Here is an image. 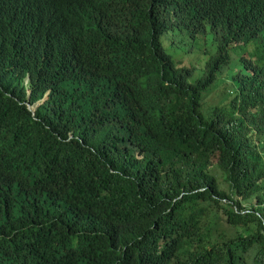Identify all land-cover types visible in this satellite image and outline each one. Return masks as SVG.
Returning a JSON list of instances; mask_svg holds the SVG:
<instances>
[{
  "label": "trees",
  "instance_id": "obj_1",
  "mask_svg": "<svg viewBox=\"0 0 264 264\" xmlns=\"http://www.w3.org/2000/svg\"><path fill=\"white\" fill-rule=\"evenodd\" d=\"M0 264H264V0H0Z\"/></svg>",
  "mask_w": 264,
  "mask_h": 264
},
{
  "label": "rangeland",
  "instance_id": "obj_2",
  "mask_svg": "<svg viewBox=\"0 0 264 264\" xmlns=\"http://www.w3.org/2000/svg\"><path fill=\"white\" fill-rule=\"evenodd\" d=\"M218 38V39H217ZM222 46L221 39L219 34L214 33L212 35H208L201 43L194 44L189 38H186L183 41H180L176 47L165 46V52L170 55L175 63L181 61L182 65L191 66L192 68H196L197 71L194 74V77H201L202 73L200 72L201 65L205 62L204 57L202 55H177V50L184 54L182 51H186L192 47H202L206 52L208 57L215 55L218 49ZM239 53L240 51L237 50ZM225 83H229L227 79H224ZM42 101V100H41ZM40 102L35 104L34 106H28L30 111H33L34 107L39 105ZM134 153V151H133Z\"/></svg>",
  "mask_w": 264,
  "mask_h": 264
},
{
  "label": "water",
  "instance_id": "obj_3",
  "mask_svg": "<svg viewBox=\"0 0 264 264\" xmlns=\"http://www.w3.org/2000/svg\"><path fill=\"white\" fill-rule=\"evenodd\" d=\"M28 107V106H27Z\"/></svg>",
  "mask_w": 264,
  "mask_h": 264
}]
</instances>
